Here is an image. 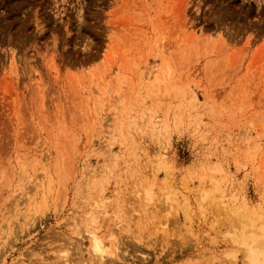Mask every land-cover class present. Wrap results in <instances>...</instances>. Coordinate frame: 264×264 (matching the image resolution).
<instances>
[{"label": "rangeland", "instance_id": "rangeland-1", "mask_svg": "<svg viewBox=\"0 0 264 264\" xmlns=\"http://www.w3.org/2000/svg\"><path fill=\"white\" fill-rule=\"evenodd\" d=\"M87 231L264 264V0H0V264H102Z\"/></svg>", "mask_w": 264, "mask_h": 264}, {"label": "bare ground", "instance_id": "bare-ground-1", "mask_svg": "<svg viewBox=\"0 0 264 264\" xmlns=\"http://www.w3.org/2000/svg\"><path fill=\"white\" fill-rule=\"evenodd\" d=\"M46 49H44V51H45ZM93 220V219H92ZM91 220V221H92ZM88 233H89V235H90V247L91 248H89V249H91V251H92V253H95V255H98V257H99V259H101V262H102V264H108L109 263V260L107 261L106 259H105V257H104V254H105V252L107 253V252H109L106 248H104L103 247V244H102V241L98 238V236L94 233V232H91V231H87ZM242 233H244V231L242 232ZM261 233H263L264 234V232L262 231ZM13 235V234H12ZM88 235V236H89ZM240 234H238V236H239ZM243 235V234H242ZM253 235V234H252ZM82 236V235H81ZM258 238V237H257ZM260 239V238H259ZM80 240V239H79ZM76 241V240H75ZM248 241V240H247ZM255 238L253 237L252 238V236H251V242H252V246L253 247H250V248H248L247 249V251H248V255H249V257H251V258H254V257H256V255L257 256H259L260 254L262 255V253H261V250L258 248V246L255 244ZM256 242H258V240L256 241ZM260 242V241H259ZM259 242H258V244H259ZM79 243H81V242H79ZM78 243V241L75 243V248H73L74 249V251L76 250V252H78L77 254H78V256L76 257L77 259H79L78 257H79V255H80V257H82V253H81V249H83V248H81L82 246H80L79 247V245H81V244H79ZM3 244H5V243H3ZM8 244V243H7ZM72 244V243H71ZM8 245H10V244H8ZM64 245V244H63ZM3 246V245H2ZM66 246V245H65ZM68 246V245H67ZM12 247V246H11ZM63 247V246H62ZM61 247V248H62ZM260 247H261V244H260ZM9 248V247H8ZM67 248H69V246L67 247ZM71 248V247H70ZM115 248H117V246L115 245ZM72 249V248H71ZM88 249V250H89ZM118 249V248H117ZM67 249L66 248H64L63 247V249L62 250H60V251H62L63 253H65V251H66ZM263 250V249H262ZM32 252H33V250H32ZM83 252V251H82ZM263 252V251H262ZM71 253H74V254H76L75 252H71ZM89 253H91V252H89ZM264 253V252H263ZM39 253H36V255H38ZM67 254H69L68 252H67ZM119 254V253H118ZM259 254V255H258ZM62 255V254H61ZM64 255V254H63ZM71 255V254H70ZM93 255V254H92ZM261 255H260V257H261ZM29 256V255H28ZM41 256V255H40ZM65 256V255H64ZM64 256H62V257H64ZM67 256H69V255H67ZM115 256V255H114ZM118 256V255H117ZM263 257H264V255H262ZM48 257V256H47ZM97 257V258H98ZM245 257H246V255H245ZM249 257H247L249 260H251V262H252V259H250ZM36 258V257H35ZM41 258V257H40ZM39 258V259H40ZM43 258V257H42ZM69 258V257H68ZM71 258H72V256H71ZM93 258V257H92ZM114 258H117V257H114ZM119 258V257H118ZM257 258V257H256ZM258 259H259V261L262 259V257H261V259L258 257ZM257 259V260H258ZM34 260V259H33ZM32 260V261H33ZM83 260V259H82ZM81 260V261H82ZM113 260V259H112ZM111 260V261H112ZM116 260V259H115ZM263 260V259H262ZM55 261V260H54ZM62 261V260H61ZM64 261V260H63ZM78 261H80V259L78 260ZM107 261V262H106ZM114 261V260H113ZM248 261V260H247ZM255 260H253V263H255L254 262ZM258 261V262H259ZM31 261L29 260V263H30ZM55 262H58V260L57 261H55ZM258 262L257 263H255V264H258ZM262 262V261H261ZM64 263V262H63ZM77 263V262H76ZM260 263V262H259ZM263 263V262H262ZM24 264H27V263H24ZM31 264H33V263H31ZM38 264H39V262H38ZM54 264V263H53ZM75 264V263H74Z\"/></svg>", "mask_w": 264, "mask_h": 264}]
</instances>
